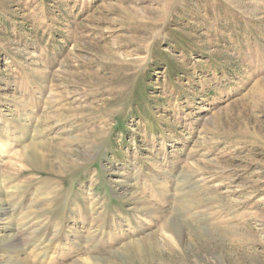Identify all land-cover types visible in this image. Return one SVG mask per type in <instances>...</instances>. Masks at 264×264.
Instances as JSON below:
<instances>
[{
    "label": "rangeland",
    "instance_id": "rangeland-1",
    "mask_svg": "<svg viewBox=\"0 0 264 264\" xmlns=\"http://www.w3.org/2000/svg\"><path fill=\"white\" fill-rule=\"evenodd\" d=\"M106 263L264 264V0H0V264Z\"/></svg>",
    "mask_w": 264,
    "mask_h": 264
},
{
    "label": "bare ground",
    "instance_id": "bare-ground-1",
    "mask_svg": "<svg viewBox=\"0 0 264 264\" xmlns=\"http://www.w3.org/2000/svg\"><path fill=\"white\" fill-rule=\"evenodd\" d=\"M36 146V144L35 143H31V145L29 146V151H30V153L31 154H34V152H33V150H34V147ZM18 154V153H17ZM19 156V155H18ZM173 227V226H172ZM143 245V244H142ZM136 248H137V246H136ZM107 264V263H106Z\"/></svg>",
    "mask_w": 264,
    "mask_h": 264
}]
</instances>
